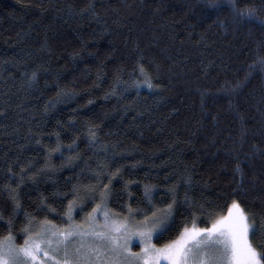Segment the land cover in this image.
Here are the masks:
<instances>
[{
  "label": "trees",
  "instance_id": "16d2710c",
  "mask_svg": "<svg viewBox=\"0 0 264 264\" xmlns=\"http://www.w3.org/2000/svg\"><path fill=\"white\" fill-rule=\"evenodd\" d=\"M216 3L0 0V238L22 244L29 218L65 223L73 186L78 220L88 188L109 184L108 208L140 220L174 187L157 246L235 198L264 251V0Z\"/></svg>",
  "mask_w": 264,
  "mask_h": 264
},
{
  "label": "snow or ice",
  "instance_id": "6c2138e0",
  "mask_svg": "<svg viewBox=\"0 0 264 264\" xmlns=\"http://www.w3.org/2000/svg\"><path fill=\"white\" fill-rule=\"evenodd\" d=\"M208 2L209 6L219 7L216 0ZM254 12V9H248L238 15L243 18ZM258 61L264 65V58L258 57ZM139 71L145 75L142 65ZM144 83L152 87L150 78L146 77ZM90 138L95 139V132L91 129ZM71 147L69 145V149ZM53 150H59V146ZM235 171H241L239 165ZM119 173L120 168H116L109 174V183ZM20 182H23V176ZM128 183L131 181L125 183V188ZM144 187L145 197L151 204L153 186ZM10 191L15 207H19L14 191ZM109 192V184H104L97 198L95 190L88 188L85 194L91 193L95 203L86 218L76 223L73 209L80 196V189L73 186L72 199L68 200L62 213V219H66L67 223L54 225L53 221L45 217L39 221V227L34 229L37 221L29 218L23 228L25 235L22 244L17 246L9 243L5 246L3 240L11 241V233L0 238V264H264V251H259L250 238L256 234L252 217L235 198L228 204L226 215L212 218L213 213L207 214L211 218L209 227H199L194 214L191 226L185 222L175 239L157 246L152 242L153 235L166 230V221L176 202L175 188H169L173 198L165 205L162 213L158 214L154 210L140 220L135 219L130 205L124 214L109 209ZM133 237L138 239L139 251H133L129 246Z\"/></svg>",
  "mask_w": 264,
  "mask_h": 264
},
{
  "label": "rangeland",
  "instance_id": "374dc122",
  "mask_svg": "<svg viewBox=\"0 0 264 264\" xmlns=\"http://www.w3.org/2000/svg\"><path fill=\"white\" fill-rule=\"evenodd\" d=\"M74 213H75V207H74V209H73V219L75 220V222L76 223H80L82 220H84L86 217H80V218H82L81 220H78L77 218H74ZM227 214V212L224 214V215H226ZM79 218V217H78ZM65 223H67V220H65ZM210 226V225H209ZM208 226V227H209ZM156 234V233H155ZM154 234V235H155ZM154 235H153V237H154ZM152 242H153V240H152ZM3 243H4V245L5 246H7L9 243H12V244H14L12 241H8V240H3ZM154 243V242H153ZM14 245H16V244H14ZM18 246V245H17ZM131 248H132V250L133 251H139V249H140V244H139V242H138V239L136 238V237H133L132 238V242L130 243V245H129ZM133 246L135 247V248H133Z\"/></svg>",
  "mask_w": 264,
  "mask_h": 264
}]
</instances>
